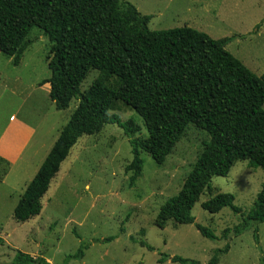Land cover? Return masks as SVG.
<instances>
[{
    "label": "trees",
    "instance_id": "trees-1",
    "mask_svg": "<svg viewBox=\"0 0 264 264\" xmlns=\"http://www.w3.org/2000/svg\"><path fill=\"white\" fill-rule=\"evenodd\" d=\"M149 20L125 0H0V53L18 66L31 44L30 32L38 29L50 44V77L41 86L49 85L48 96L57 111L66 110L73 100L78 103L14 207L15 222L40 215L42 198L80 138L97 135L107 125L120 128L129 139L132 161L125 172L132 173L133 187L143 169L141 153L162 166L192 125L209 139L178 194L160 207L154 225L161 230L169 221L194 225L203 238L217 242L239 236L249 223H264V183L246 219L223 230L220 238L195 224L192 216L200 196L211 194L212 179L226 177L238 161L264 171V75H255L226 50L233 38L213 40L188 27L152 31ZM92 71L115 78L117 87L97 79L81 92ZM117 102L142 120L146 138L131 139V123L110 114ZM201 208L213 215L225 208L236 216L241 213L227 193L209 198ZM253 238L258 245L257 229ZM140 246L153 251L145 242ZM87 249L81 244L65 264L82 260ZM228 252L227 244L216 249L208 264H218ZM165 262L199 264L161 255L157 263ZM16 264H43V259L19 253Z\"/></svg>",
    "mask_w": 264,
    "mask_h": 264
},
{
    "label": "rangeland",
    "instance_id": "rangeland-1",
    "mask_svg": "<svg viewBox=\"0 0 264 264\" xmlns=\"http://www.w3.org/2000/svg\"><path fill=\"white\" fill-rule=\"evenodd\" d=\"M125 1L150 17L148 28L152 31L188 27L213 40L233 38L226 50L255 75H264V23L255 29L264 20V0ZM28 40L31 44L21 56L23 70H15L18 67L8 62L10 58L0 54V86L16 77L27 84L43 79L41 86L50 77L48 39L33 29ZM97 79L110 88L117 87L115 78L92 71L81 84V92ZM47 93V88L36 92L20 110L22 101L0 87V128L4 113L14 104L17 117L35 128L8 174L3 169L9 165L0 166V264H16L19 253L33 259L41 257L43 264H65V258L75 254L81 244L88 247L83 259L67 264H158L161 255L208 264L213 252L226 244L229 252L220 256L218 264H264V223H249L239 236L217 242L203 238L194 225L169 221L163 230L154 225L160 207L178 194L202 152V143L209 139L192 125L162 166L141 153L143 169L133 187L129 186L132 173L125 172L132 161L129 139L120 128L107 125L97 135L80 138L42 198L40 215L25 223L15 222L14 207L78 104L73 100L66 110L57 111ZM110 114L131 123V139L147 137L142 120L127 106L117 102ZM235 165L226 177L212 179L211 194H202L192 210L195 224L218 238L223 230L246 219L264 183V171L246 162L243 173L235 179ZM222 193L233 195L235 207L241 210L239 215L228 208L214 215L202 210L203 202ZM255 229L258 245L253 238ZM109 237L115 240L96 242ZM140 242L153 251L142 248Z\"/></svg>",
    "mask_w": 264,
    "mask_h": 264
},
{
    "label": "crops",
    "instance_id": "crops-1",
    "mask_svg": "<svg viewBox=\"0 0 264 264\" xmlns=\"http://www.w3.org/2000/svg\"><path fill=\"white\" fill-rule=\"evenodd\" d=\"M8 62L12 63V58H10ZM16 67L18 68L15 70H23L21 60L19 62V65ZM26 67H28V64L25 63L24 68ZM22 80H23L22 78L16 77L11 81L10 84L6 83L0 86L3 88L4 92L10 93L13 97H17L22 101L20 105V110L24 108L23 104L25 103V101L29 100L30 98L34 99L35 97L34 94H36V92L41 91L43 88L45 89L47 88L48 93L50 90L48 84L39 86L40 82L43 79L35 80L32 82V84L30 82H28L27 84L24 82V80L23 81ZM28 92L32 95H28ZM2 123L3 125L0 128V166L4 164H8L10 167L17 160L19 161L20 156L22 155L21 152L29 143L30 137L35 131V128L29 123H26L24 121L22 122L20 118L17 117L16 104L12 106L11 111H7L4 113ZM43 161L40 163L42 164ZM10 169L11 167L10 168L4 167L3 170L6 171V174H8ZM2 181H4V178L2 179Z\"/></svg>",
    "mask_w": 264,
    "mask_h": 264
},
{
    "label": "clouds",
    "instance_id": "clouds-1",
    "mask_svg": "<svg viewBox=\"0 0 264 264\" xmlns=\"http://www.w3.org/2000/svg\"><path fill=\"white\" fill-rule=\"evenodd\" d=\"M234 167H235V171H236V173H237V174L235 175V179H237V177H238L241 173H243V172H242V169H243V162H242V161H238Z\"/></svg>",
    "mask_w": 264,
    "mask_h": 264
}]
</instances>
